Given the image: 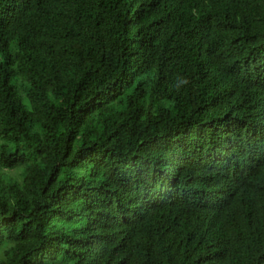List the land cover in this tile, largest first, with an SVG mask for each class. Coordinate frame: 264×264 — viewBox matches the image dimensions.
<instances>
[{"label":"trees","instance_id":"trees-1","mask_svg":"<svg viewBox=\"0 0 264 264\" xmlns=\"http://www.w3.org/2000/svg\"><path fill=\"white\" fill-rule=\"evenodd\" d=\"M0 264H264V0H0Z\"/></svg>","mask_w":264,"mask_h":264}]
</instances>
